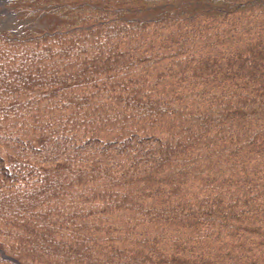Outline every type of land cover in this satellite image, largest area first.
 Here are the masks:
<instances>
[{"label":"trees","instance_id":"1","mask_svg":"<svg viewBox=\"0 0 264 264\" xmlns=\"http://www.w3.org/2000/svg\"><path fill=\"white\" fill-rule=\"evenodd\" d=\"M0 264H264V0H11Z\"/></svg>","mask_w":264,"mask_h":264},{"label":"rangeland","instance_id":"2","mask_svg":"<svg viewBox=\"0 0 264 264\" xmlns=\"http://www.w3.org/2000/svg\"><path fill=\"white\" fill-rule=\"evenodd\" d=\"M10 1L11 0H0V32L23 35L26 29L36 30L45 27L43 23L21 20L18 18L9 5Z\"/></svg>","mask_w":264,"mask_h":264}]
</instances>
